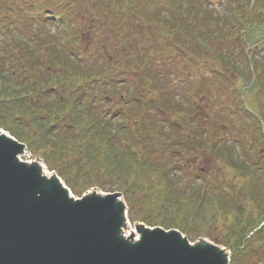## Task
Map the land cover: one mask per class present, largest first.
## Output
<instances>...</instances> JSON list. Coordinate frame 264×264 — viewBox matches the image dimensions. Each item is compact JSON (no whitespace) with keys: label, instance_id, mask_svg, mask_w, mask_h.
<instances>
[{"label":"trees","instance_id":"1","mask_svg":"<svg viewBox=\"0 0 264 264\" xmlns=\"http://www.w3.org/2000/svg\"><path fill=\"white\" fill-rule=\"evenodd\" d=\"M49 1L52 13L46 0H0V129L79 197L91 187L113 192L106 190L113 183L131 223L191 237L200 230L214 237L225 218L219 238L232 251L230 264H264V0H222L225 9L216 12L210 0H163L177 10L166 16L154 0ZM77 7L86 15H76ZM83 17L96 36L79 35ZM53 23L60 34H46ZM154 24L186 56H161L157 64H200L210 81L207 100L223 105L220 119L195 112L196 99L188 110L185 99H167L176 95L169 86L156 90L166 94L162 107L139 81L138 37ZM130 59L134 76L117 83L120 96L108 103L106 83H115L114 71ZM184 70L178 67L179 83L195 85ZM125 151L129 165L121 160Z\"/></svg>","mask_w":264,"mask_h":264},{"label":"water","instance_id":"2","mask_svg":"<svg viewBox=\"0 0 264 264\" xmlns=\"http://www.w3.org/2000/svg\"><path fill=\"white\" fill-rule=\"evenodd\" d=\"M25 149L0 131V264H229L221 247L177 230L138 225L125 237L119 193L77 200L39 163L21 162Z\"/></svg>","mask_w":264,"mask_h":264},{"label":"rangeland","instance_id":"3","mask_svg":"<svg viewBox=\"0 0 264 264\" xmlns=\"http://www.w3.org/2000/svg\"><path fill=\"white\" fill-rule=\"evenodd\" d=\"M167 1L169 2V0H167ZM46 2H47L46 7H49V10L52 13V10H51L50 5H49L50 1L46 0ZM154 2H156V4H157L156 11H159V14L163 13L164 16H166V11L167 10H168L167 12H169L171 10L172 11H177L176 8L168 9L167 8V3L165 1H163V0H154ZM194 2H196V1H194ZM86 3H87V1L85 2V4ZM91 3L96 5V2H91ZM224 5L225 4L222 2V0H210V6L211 7L209 6V10H210V12H212V11L219 10V9H225ZM76 6H77V4H76ZM79 8L80 7H77V8L74 9V12L76 13V15H78V16L86 15V13L83 12V8L81 10H79ZM81 11L83 12L82 15L80 14ZM90 11H94V10H90ZM87 13H88V10H87ZM189 13L191 14V12H189ZM141 15L145 16L146 18H148L146 15H144L142 8H141ZM139 22L140 21H138V23ZM79 23H80V26L82 28H84L86 30H89L87 32H89V33L93 34L94 36H96V33L94 32L95 30H93L91 28L87 18L83 17L81 20H79ZM139 25H140V27H143L144 29L146 27L145 25H142V24H139ZM57 29H58V26L54 25V23H53V24H48V26L44 30H45L46 34H49V35L60 34L61 30L59 31ZM158 31H160V30H158L157 25L154 24L153 27L151 26L150 29H148V33H149L148 37H145V38L144 37L142 38V36L138 37V39L140 38V44L142 45V47L140 48V51L142 53V56H143L144 60L141 62V60L143 58L142 59H138L137 58L138 61L135 60L133 62V65H137V66H139L141 68L142 67L144 68V72L141 73V75L139 73V75H140L139 81L143 80L145 82V85H147L151 89V91H153V92L155 91V94H157L156 90L162 88L163 86L164 87L169 86L172 89L175 88L176 95H175V93L168 94L167 99L168 98H169V100L173 99V102L174 101H178L180 99L181 100L185 99L183 101L184 103H182V106H183L182 108L183 109L186 108V110H188V108L193 105L192 99H196V101H198L199 107L198 108L196 107L195 112H199L201 115L209 113V115L211 116L212 120H214V117H218L220 119V117L222 116V113L224 112L223 105H222L221 102H218L215 98L211 102H209L207 100V96H206V93H205L204 89H207L208 82H210V81L207 80V77H208L207 71L205 69H201V65L200 64H198L197 67H195V66H192V67L187 66V68H185L186 65H183V67L181 68V66H179L180 64H175L174 66L173 65H168L167 66V64H165L166 62L165 63L163 62V64H160V65L157 64L159 61H161V56L164 57V56H170V55H173V56L177 55V58H179V59H184L186 57L184 52L181 49H179L178 47L172 45L171 43L168 42V40H166L165 33L163 35H159ZM162 41H165V42H162ZM187 42L189 44V43L192 42V40L187 41ZM164 44H165V46L167 45L168 51H166V49L164 48ZM179 62H177V63H179ZM197 62H200V60L197 61ZM204 62H205V60H203V63ZM126 63H128V66L122 65V66H120L121 67L120 70H115L114 71L113 76H114V78L117 79L115 84L114 85H110L109 84L104 89V92L107 91V93H108L106 95V96H108V97H106L108 100H110V98H111V97H109L110 95L113 97L112 101H114L115 99L117 100L119 98L120 91L119 90L116 91V93H119V94H114L113 91L116 90V89H120V86H122V84H117V83H119L123 79V77H124V79H126V78H131V76H134V74H132L133 72L131 71V70H133V67H129V66H131L132 59H130ZM185 63H187V62H185ZM177 65H178L179 69H185L184 71L186 72V75H188L189 78L192 80L191 83H193L195 85H187V83H186V85H182V84L179 83V80H180L179 78H183L184 75H182V72L178 71V67H176ZM125 70H127V71H125ZM198 71L200 73H198ZM155 83H157V84H155ZM125 85L129 89V85H127V84H125ZM200 85L203 88H200ZM237 85H238V87H242L243 84H242L241 80H239V79L237 80ZM110 88H111V91H110ZM195 88H200L201 89V93H202L203 98L198 99L196 97L197 93H196V89ZM109 91H110V94H109ZM129 92L131 93V90ZM214 92L217 95L220 94V91L217 88L214 90ZM211 94H214V93H211ZM240 94H241V92H240ZM94 95H96V94H94ZM137 95L139 96L140 94L137 93ZM94 98H95L94 96H91V99H94ZM245 98H247L246 95H245ZM85 99L88 100V97L85 98ZM156 99H158L159 103L164 105L162 107H165L166 94H163V92L162 93H158L156 95ZM240 99L243 102V106L245 107V105H246L245 99L242 98V97H240ZM104 107L105 106H103V108ZM232 109H234V108H232ZM176 117H179V116L176 115L175 118ZM221 129H222V127H221ZM1 131L8 135V132H5L2 129H1ZM235 147H236L237 150L239 149L237 146H235ZM121 153H123V152H121ZM122 155L124 156V158H121V160L124 161V163H126V165H129L128 164L129 162L127 161V159H128L127 151H125ZM19 160L21 162H25V163L37 162L44 169L43 171H44V173L46 175H48V176H53V175L57 176V173L55 171L50 170L46 166V164L44 163V161L42 159H39V158L33 156L27 149L25 150V153L22 156H20ZM197 167L201 168V169H206L208 166L205 163L204 164L200 163L199 165H197ZM240 177H241L240 179H242V180L246 179L245 176H240ZM60 182H61V184L64 187H66L69 190L70 195L73 198L78 199L79 196L77 194H74V191L72 189H70L68 187V185H66V182L63 179H60ZM253 187L255 188L254 184H253ZM106 190L120 193L118 191L116 185L113 184V183L108 185L106 187ZM113 192H104L103 190H100L98 187H91L88 190L84 191L85 194H87V193H96L98 195H104L105 193H113ZM84 193H83V195H85ZM213 196H217V193L216 192L213 193ZM121 201L125 204V206H127L126 201L124 200L123 197H121ZM189 201L190 200L187 199V202H189ZM189 204L192 205V202H190ZM232 218H234V216H232ZM232 221L233 220H231V222ZM228 223H230V221L229 220H225V218H223L222 222L218 225V227L216 229L215 235H213L214 237H212V236L207 237L205 235L206 232L204 230H200L199 232L197 231V232L193 233L192 237L194 239L190 235H187V236L185 235V236L188 238V240L192 244H194L196 242H199L201 240H206V241H208L210 243H213V244L223 248L224 250H226L227 254L231 255L232 251L230 249L226 248V247H223L221 245V241L222 240L219 238V237H222L221 235H224L222 232L227 227V226H224V225L228 224ZM138 225H142V223L141 222H138V223H130L129 222V223H127L126 228L124 229L123 235L125 237H129L132 234H134V237H137V233L135 231V228ZM144 226L147 227V228H150V226H147V225H144ZM170 230H177V229H170ZM213 238H214V240H212ZM215 238H216V240H215Z\"/></svg>","mask_w":264,"mask_h":264},{"label":"bare ground","instance_id":"4","mask_svg":"<svg viewBox=\"0 0 264 264\" xmlns=\"http://www.w3.org/2000/svg\"><path fill=\"white\" fill-rule=\"evenodd\" d=\"M67 2H68V1H61V2H59V3H60V4H67ZM42 174H43V175H46V174L44 173L43 169H42Z\"/></svg>","mask_w":264,"mask_h":264}]
</instances>
